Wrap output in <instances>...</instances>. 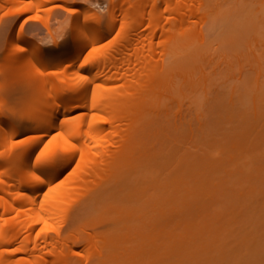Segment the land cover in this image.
<instances>
[{"label":"bare ground","instance_id":"obj_1","mask_svg":"<svg viewBox=\"0 0 264 264\" xmlns=\"http://www.w3.org/2000/svg\"><path fill=\"white\" fill-rule=\"evenodd\" d=\"M48 1L0 5L23 13ZM106 2L102 14L56 5L73 14L71 43L56 59L36 52L38 43L17 38L0 63V264H128L131 248L154 254L159 223L139 230L146 218L134 201L160 184L139 180L175 163L167 183L201 190L221 173L208 154L166 160L153 145L175 103L190 95L198 105L199 92L206 96L215 80L209 75L224 67L222 74L232 72L236 64L230 58L208 72L203 64H212L211 39L202 46V27L200 45L189 41L192 23L209 20L206 0ZM241 32L236 25L223 32L222 42L237 41ZM255 61L258 81L263 66Z\"/></svg>","mask_w":264,"mask_h":264},{"label":"rangeland","instance_id":"obj_2","mask_svg":"<svg viewBox=\"0 0 264 264\" xmlns=\"http://www.w3.org/2000/svg\"><path fill=\"white\" fill-rule=\"evenodd\" d=\"M68 3L80 14L87 10L102 14L107 6L105 0H50L16 13L12 4H1L0 63L8 59L17 38L38 43L42 47L36 52L45 59L59 57L71 43L68 27L73 14L68 15L56 5L68 7ZM81 4H87L86 9ZM205 7L209 20L205 25L192 23L195 35L189 41L200 45L198 33L202 27V46L211 39L208 44L213 49L208 58L212 64H203L208 72L222 63L225 66L230 58L236 64H232V72L222 74L224 67L221 78L217 74L220 72L209 75L219 79L208 82L211 84L206 86V96L199 92L198 105L190 95L183 99L192 105L175 103L162 120L163 129H158L153 145L162 150L166 160L172 155H209L222 170L212 184L201 190L173 189L167 183L175 163L142 177V183L160 186L150 194H138L134 201L137 213L146 218L139 230L148 232L149 222H154L159 223L160 231L153 240L155 253L131 248L128 264H264V0H206ZM30 16L36 19L26 21ZM236 25L242 30L238 40L226 38L222 42L223 32L228 34ZM236 53L241 65L236 62ZM255 57L263 66L258 81ZM226 116L230 119L222 118ZM231 134L240 142L241 152L232 148ZM136 224L140 222L136 220ZM133 239L125 248L132 247ZM75 257L83 260L81 252Z\"/></svg>","mask_w":264,"mask_h":264}]
</instances>
